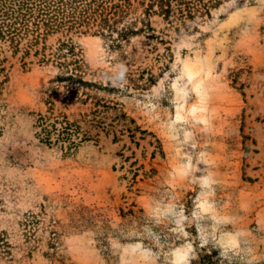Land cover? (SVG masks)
<instances>
[{"label":"rangeland","instance_id":"1","mask_svg":"<svg viewBox=\"0 0 264 264\" xmlns=\"http://www.w3.org/2000/svg\"><path fill=\"white\" fill-rule=\"evenodd\" d=\"M164 1L0 37V264H264V0Z\"/></svg>","mask_w":264,"mask_h":264},{"label":"trees","instance_id":"2","mask_svg":"<svg viewBox=\"0 0 264 264\" xmlns=\"http://www.w3.org/2000/svg\"><path fill=\"white\" fill-rule=\"evenodd\" d=\"M166 15L169 6L164 0H154ZM104 0H0V37L10 38L29 31L50 33L66 26L70 28L92 8L97 10ZM93 6H96L95 8ZM118 7V5H115Z\"/></svg>","mask_w":264,"mask_h":264}]
</instances>
